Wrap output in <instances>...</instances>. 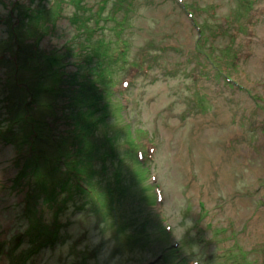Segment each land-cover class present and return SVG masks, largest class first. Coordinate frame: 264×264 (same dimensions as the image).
Wrapping results in <instances>:
<instances>
[{"label": "rangeland", "instance_id": "rangeland-1", "mask_svg": "<svg viewBox=\"0 0 264 264\" xmlns=\"http://www.w3.org/2000/svg\"><path fill=\"white\" fill-rule=\"evenodd\" d=\"M184 1L199 23L218 25L217 47L237 50L232 80L264 100V0L244 23L234 19L241 0ZM120 3L0 0V100L10 98L0 103V264H158L154 252L132 261L157 237L137 238L146 213L134 195L148 184L174 211L181 264L260 261L264 114L200 71L178 1ZM103 58L123 97L103 95ZM134 139L155 148L147 179L132 164ZM109 194L122 214L109 210Z\"/></svg>", "mask_w": 264, "mask_h": 264}, {"label": "trees", "instance_id": "trees-1", "mask_svg": "<svg viewBox=\"0 0 264 264\" xmlns=\"http://www.w3.org/2000/svg\"><path fill=\"white\" fill-rule=\"evenodd\" d=\"M124 1L125 0H120L121 2L120 5L123 6ZM121 8L122 7H120L119 9ZM119 9L116 8L115 11H118ZM98 62L100 64V61ZM53 63H57V61L55 60L51 62V65ZM111 63L113 62L111 61ZM111 63L105 61L104 58H103V61H101V64H103V74L102 75H103V81H104V88L102 92L104 96L109 95L111 91L109 88L112 82V74H113ZM3 70L4 71H1V72L6 71V69H3ZM66 95H69V94H66ZM9 100L10 98L9 96H7L5 98L6 102L3 103L2 102L3 100H0V103L5 105L4 108H8L10 106ZM105 109L107 108L105 107L103 111H105ZM89 113H91V110H89ZM72 126H73V123H71L70 127ZM128 145H129V150H131V152L133 153L132 164H135L137 171L139 168L140 171L144 174V179L145 178L147 179L148 171L142 168L143 165L137 155V152L134 153V151L136 150L138 146L135 139L130 141ZM79 173L85 174L84 172H79ZM156 188L157 187H155L154 185H149V184L144 185L140 188L139 191H137V194L135 193L134 195L135 197L140 199L139 205L141 206L140 210L143 211L142 215L146 213L145 218L143 220V221H146L145 230H142V231L137 230L138 240L145 239L147 238L146 236L153 237V235H155L157 237L154 238L152 241H150L149 246L152 244L151 248L147 246L146 248H139L137 251L133 252V253L138 252L139 255L132 256V259H133L132 261H135L137 263H142V262L145 263L147 259H149L150 257L152 258V255L145 256L144 253L152 254L154 252L153 256L158 255V258L161 257V259L158 261V264H161L163 261H168L170 262V264H181L182 261H181L180 249H178L179 241L172 237V234L174 232V227H172L171 223L167 222L169 220V217L167 215L168 212L171 211V218H172V215H174V211L169 207L168 201H167V205L164 206V201L160 200V197L157 193ZM85 189H89V186L86 185ZM3 193H6V192H3ZM78 196L79 194H77L76 197ZM107 198L109 200L108 201L109 210L111 212L119 210L120 214H122L123 207L125 206V204L121 205L119 202H117V198L113 194H109ZM203 213H205V210H203V212L201 210V214ZM54 219L55 218H53V221ZM182 222H183V218H182ZM147 230H151V232H154V233L148 232ZM186 231L187 232L189 231V227H186L184 229L182 233L183 238L187 237ZM153 245H156V247L157 246L159 247L156 248V247H153ZM244 264H249V263H244Z\"/></svg>", "mask_w": 264, "mask_h": 264}, {"label": "clouds", "instance_id": "clouds-1", "mask_svg": "<svg viewBox=\"0 0 264 264\" xmlns=\"http://www.w3.org/2000/svg\"><path fill=\"white\" fill-rule=\"evenodd\" d=\"M1 183L2 182L0 181V193H1L0 197L3 196L2 192L5 191L4 186H1ZM7 210H10V208H7ZM16 210L18 211V209H16Z\"/></svg>", "mask_w": 264, "mask_h": 264}]
</instances>
